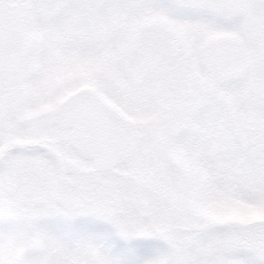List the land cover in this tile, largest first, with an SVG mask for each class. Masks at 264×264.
Here are the masks:
<instances>
[{"label":"snow or ice","instance_id":"obj_1","mask_svg":"<svg viewBox=\"0 0 264 264\" xmlns=\"http://www.w3.org/2000/svg\"><path fill=\"white\" fill-rule=\"evenodd\" d=\"M0 264H264V0H0Z\"/></svg>","mask_w":264,"mask_h":264}]
</instances>
